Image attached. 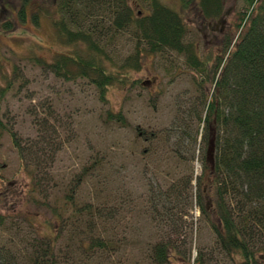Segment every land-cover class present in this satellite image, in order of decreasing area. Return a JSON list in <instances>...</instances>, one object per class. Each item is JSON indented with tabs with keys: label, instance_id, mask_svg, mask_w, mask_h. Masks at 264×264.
Masks as SVG:
<instances>
[{
	"label": "rangeland",
	"instance_id": "1",
	"mask_svg": "<svg viewBox=\"0 0 264 264\" xmlns=\"http://www.w3.org/2000/svg\"><path fill=\"white\" fill-rule=\"evenodd\" d=\"M159 1L180 14L186 25L185 38L196 47L198 56L205 61L210 55L215 62L222 56V61L225 59L224 45L230 41L228 49H231L237 42L240 14L249 9L245 0H224L222 15L203 19L196 0ZM57 2L27 0L22 20L23 0H0V86L11 80L10 88L0 100V116L7 126L0 139V215L4 216L0 223V245L11 244L19 249L25 246L28 237H38L34 231L36 221L53 218L31 198L34 196L41 203L45 200L62 204L65 190L77 174L81 175L83 166L106 152L103 165L75 185V199L77 204L109 202L113 217L103 235L117 240L113 264H155L149 259L150 246L168 237L176 242L178 254L186 257V264H232L219 248L207 217L195 205L196 176L201 171L198 151L192 160L188 136L182 138L187 153L178 156L172 151L178 140L180 114L191 103L194 108H202L195 100L200 92L183 55L172 52L163 58L141 53L139 69H124V74L134 81L124 87L110 85L102 99L99 88L88 80L64 81L42 64L53 62L59 54H73L75 49L82 52L84 46L64 44L58 39L53 27V20L59 18ZM127 3L138 16L150 12V0H127ZM36 12L37 24L33 18ZM133 35L130 26L113 41L109 42L108 36L103 39L107 69L116 70L134 55L137 42ZM212 87L207 84L208 91ZM108 109L120 110L125 125L108 122ZM45 118L48 122L43 126ZM11 131L26 153H30L25 167ZM150 133L159 136L152 145L157 148L155 153L148 151L152 142L146 137ZM34 159L43 167L41 186L36 183ZM187 175L192 178L190 185L180 181L182 178L185 181ZM158 186L162 192L170 191V202L154 206ZM27 188L36 190L28 197L31 202L21 206L19 195ZM35 212L40 217L33 221V227L21 215L27 217ZM56 226L60 230V225ZM101 226L92 234L97 235ZM64 227L59 231L57 246L73 251L78 239L71 235L77 234L69 225ZM41 232L51 233L50 228L48 231L42 228ZM80 264L93 263L80 256ZM170 264L183 263L175 258Z\"/></svg>",
	"mask_w": 264,
	"mask_h": 264
},
{
	"label": "trees",
	"instance_id": "2",
	"mask_svg": "<svg viewBox=\"0 0 264 264\" xmlns=\"http://www.w3.org/2000/svg\"><path fill=\"white\" fill-rule=\"evenodd\" d=\"M26 1L21 4L22 20ZM196 1L201 18L214 19L222 15L224 0ZM245 2L249 9L240 14L237 42L231 49H228L230 41L224 45L225 59L222 61V56L215 62L210 55L205 61L198 56L196 47L185 38L186 25L180 14L159 0H150V12L144 16L135 14L127 0H58L56 13L59 18L53 20L58 39L64 44L84 46L82 52L75 49L73 54H59L53 62L42 64L64 81L88 80L99 88L104 99V92L110 85L124 87L127 82L134 81L124 74V69H139L141 53L163 58L172 52L183 55L200 92L195 100L202 108H194L191 103L183 115L180 114L178 140L172 151L177 155L185 153L182 138L187 136L192 160L198 151L201 171L196 176L195 205L207 217L216 242L229 261L232 264H264V0ZM33 18L37 24L39 13L36 12ZM130 26L137 42L134 55L127 57L116 70L107 69L104 58L108 55L101 42L107 36L109 42L113 41ZM207 84L213 86L209 91ZM10 86L11 80L4 87L0 86V100ZM106 119L125 125L120 110L108 109ZM45 122H48L47 118L43 126ZM189 126L191 128L187 130ZM6 130L0 116V139ZM11 134L22 167H25L30 153L21 147L16 134L12 131ZM146 140L152 142L148 151L155 153L157 148L153 149L152 145L159 136L150 133ZM104 153L100 156L98 153L97 159L83 166L81 175L77 174L65 190L62 204L45 200L41 203L34 196L31 198L32 202L42 204L53 219H43L42 222L39 219L38 223L39 213L27 217L22 214L31 226L34 227L33 221H36L34 231L39 236L28 237L25 246L19 249H14L11 244H1L0 264H80V256L86 261L91 259L93 264H113V254L118 251L117 240L103 235L113 217L109 202L77 204L75 199V185L84 182V176L103 165V160L107 159V153ZM33 164L36 183L41 186L43 167L35 159ZM32 173L31 179H34ZM191 179L187 175L185 181L183 178L180 181L190 185ZM33 190L36 188L19 195L18 204L25 206L31 202L28 197ZM169 193L160 191L158 186V193L153 197L156 200L154 206L170 202ZM2 218L4 216L0 215V223ZM100 224L99 233L92 234L99 230ZM56 225H60V230L69 225L77 234L71 235L78 239L74 247L76 251L57 246L61 235ZM42 228L45 231L50 228L51 233H42ZM53 230L57 231L53 233ZM149 251V259L155 264H170L175 258L187 263L186 257L178 254L176 242L170 237L152 244Z\"/></svg>",
	"mask_w": 264,
	"mask_h": 264
}]
</instances>
